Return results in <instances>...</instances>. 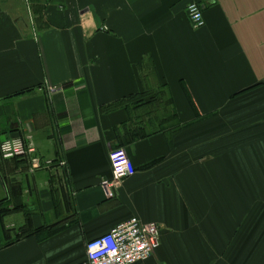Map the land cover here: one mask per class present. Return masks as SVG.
I'll use <instances>...</instances> for the list:
<instances>
[{
	"label": "crops",
	"instance_id": "1",
	"mask_svg": "<svg viewBox=\"0 0 264 264\" xmlns=\"http://www.w3.org/2000/svg\"><path fill=\"white\" fill-rule=\"evenodd\" d=\"M191 1L0 0V144L66 162L0 155V264H82L132 217L162 230L139 264H264V0H202L200 29Z\"/></svg>",
	"mask_w": 264,
	"mask_h": 264
},
{
	"label": "built area",
	"instance_id": "2",
	"mask_svg": "<svg viewBox=\"0 0 264 264\" xmlns=\"http://www.w3.org/2000/svg\"><path fill=\"white\" fill-rule=\"evenodd\" d=\"M205 2L192 0L187 6V15L195 29L206 25ZM2 158L21 159L28 162L31 172L63 168L65 161L43 158L31 140L21 136L5 139L0 144ZM113 178L102 183L106 191L134 172L132 161L122 147L110 151ZM162 230L157 223H144L132 217L117 224L109 232L86 244V259L82 264H139L152 258L161 245Z\"/></svg>",
	"mask_w": 264,
	"mask_h": 264
},
{
	"label": "trees",
	"instance_id": "3",
	"mask_svg": "<svg viewBox=\"0 0 264 264\" xmlns=\"http://www.w3.org/2000/svg\"><path fill=\"white\" fill-rule=\"evenodd\" d=\"M38 230H34V229H30L29 227H24L22 230H21V232H20V235L18 234H16L15 236H14V239L13 240H18V239H20V238H22V237H25V236H30V235H32V234H34V233H36Z\"/></svg>",
	"mask_w": 264,
	"mask_h": 264
},
{
	"label": "rangeland",
	"instance_id": "4",
	"mask_svg": "<svg viewBox=\"0 0 264 264\" xmlns=\"http://www.w3.org/2000/svg\"><path fill=\"white\" fill-rule=\"evenodd\" d=\"M17 230H19V229H17ZM16 234H17V235H18V234L20 235V233H19V232H16Z\"/></svg>",
	"mask_w": 264,
	"mask_h": 264
}]
</instances>
